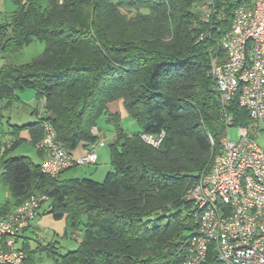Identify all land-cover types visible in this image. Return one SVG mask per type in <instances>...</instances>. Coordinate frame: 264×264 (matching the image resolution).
I'll list each match as a JSON object with an SVG mask.
<instances>
[{
	"label": "trees",
	"instance_id": "1",
	"mask_svg": "<svg viewBox=\"0 0 264 264\" xmlns=\"http://www.w3.org/2000/svg\"><path fill=\"white\" fill-rule=\"evenodd\" d=\"M244 2L216 0L207 12L206 0H49L45 7L42 0H16L0 23V52L34 39L45 43L30 62L0 67V103L13 104L26 88L42 101L38 120L17 131L28 128L37 147L51 124L72 153L104 139L93 131L101 116L117 126L103 181L52 177L30 156L9 155L20 137L1 156V180L13 200L4 211L43 192L46 213L66 217L72 235L83 226L79 246L65 254L38 239L33 247L19 234L26 264L42 250L54 264H178L189 255L198 225L186 193L222 148L223 110L234 125L252 122L237 98L222 102L211 73L213 59L224 56L219 41ZM118 99L140 133L126 132L110 111ZM259 127L264 130V121ZM162 132L158 147L142 138ZM202 264H224L214 243Z\"/></svg>",
	"mask_w": 264,
	"mask_h": 264
},
{
	"label": "built area",
	"instance_id": "2",
	"mask_svg": "<svg viewBox=\"0 0 264 264\" xmlns=\"http://www.w3.org/2000/svg\"><path fill=\"white\" fill-rule=\"evenodd\" d=\"M215 2L206 0L204 9L211 11ZM219 44L224 56L213 59L211 73L221 100L228 104L237 98L252 122L238 126V139L233 140L229 130L234 116L223 110L227 131L222 148L186 193L198 226L189 255L178 264H202L212 243L224 264H264V144L249 131L264 121V0L240 4ZM45 127L37 147L43 153L41 169L52 177L70 167L94 163L96 146L104 144L100 139L84 156L75 157L57 142L54 127ZM163 136L164 132L158 138L148 134L142 138L158 147ZM48 199L47 194L36 192L11 210L4 211L0 205V264H26L27 253L18 235L32 227Z\"/></svg>",
	"mask_w": 264,
	"mask_h": 264
},
{
	"label": "rangeland",
	"instance_id": "3",
	"mask_svg": "<svg viewBox=\"0 0 264 264\" xmlns=\"http://www.w3.org/2000/svg\"><path fill=\"white\" fill-rule=\"evenodd\" d=\"M49 0H42L43 6L48 5ZM17 3L16 0H0V23L6 22L9 18V16L16 10ZM45 49V43L39 39H34L31 43L25 45L24 47L18 49L17 51H11V52H0V67L4 65L5 63H14V64H24L27 62H30L35 57L39 56L43 53ZM25 91L30 92L33 94L34 103L33 105L38 106L40 109L42 107V101H39L36 99V90L34 88H26L23 90H19V96L22 94L24 95ZM23 97V96H22ZM31 104V103H30ZM32 106V104H31ZM25 104L20 101H15L12 106L10 107H2L0 106V155L4 154L6 152V142H10L7 146L11 149V134L8 133L9 129H11L10 123H8V120L11 119L12 122H18L19 120H27V114L25 112ZM122 110H126L123 107H121ZM29 109V108H28ZM32 115V114H30ZM96 129L98 131V134L104 137L105 144L104 145H97L98 152L100 151V156L98 159L97 164H87V165H76L72 168L67 169V173L64 174V178H69V176H86V177H92V172H94L97 168H99L100 173L95 175V180L97 181H103L107 175V172L111 169L110 161L108 162L109 169H105V163L103 156L110 153V143L114 141L116 136V130L117 126L114 121H110L106 115L101 116L97 121ZM120 126L128 133L130 134H136L141 132V125L129 114L126 116H123L120 121ZM100 130V131H99ZM238 131L239 127L237 125H233L230 127V136L233 140L238 139ZM250 134L255 136L256 140L260 144H264V130L259 127L256 129H250ZM256 131V132H255ZM258 133V134H257ZM37 148V147H36ZM36 148L29 142L25 141L21 144L17 145V147H14L12 150H10L9 155H26L30 156L32 158L36 157V155H33V151L36 152ZM216 154L214 152L212 154L211 161L213 159V156ZM102 155V156H101ZM1 157V156H0ZM104 157V158H105ZM110 158H108L109 160ZM107 170V171H106ZM0 171H1V158H0ZM70 172V174H69ZM77 174V175H76ZM98 177V179H97ZM0 186L4 190H8V186L6 184H3L0 180ZM4 194V193H2ZM48 204V203H47ZM52 215L53 221L50 223L44 224V227L41 225V229L37 232L38 233V240L43 244H56L59 246V253L65 254L70 250H74L79 246V243L81 241V238L83 236L82 228L83 226H80V229L77 231L80 233V236L74 237L72 235L71 231L67 228L66 225V217L63 218H55L53 214ZM68 230L69 235H65V231ZM29 233V236H35V232L31 230H27ZM35 237V238H36ZM2 239L0 237V248L2 247ZM22 242V241H21ZM21 242H19L21 244ZM38 242V241H37ZM36 242L32 241V246L36 247ZM54 259L47 254L46 251L42 250L35 253L34 256V264H54Z\"/></svg>",
	"mask_w": 264,
	"mask_h": 264
},
{
	"label": "crops",
	"instance_id": "4",
	"mask_svg": "<svg viewBox=\"0 0 264 264\" xmlns=\"http://www.w3.org/2000/svg\"><path fill=\"white\" fill-rule=\"evenodd\" d=\"M18 96H19V93H18ZM35 97H36V99H38L37 98V95H35ZM34 99L35 98L33 97V94L30 93V92H27V91H25L24 95L22 94L21 96H19V100H17V101L23 102L25 104V106H27V107H25L26 108L25 109V112L27 114V118H26L27 120H24V121L23 120H21V121L19 120L18 122H14V123L12 122L11 119L8 120V123H10V125H11V129H9V132L8 133H10L12 135L11 136L12 139H11V144L10 145L13 144V142H14V140H16V138H19L20 137L21 140H22L21 143L27 141V142L31 143L36 148V146L32 142V135H31V132H30V130L28 128H21L19 131H17L18 127L23 126V125H26V124L31 123V122H35V121L38 120V116L36 115V110L38 109V106H36V105L34 106L33 105V103L35 102ZM30 103L32 104V106H31ZM12 105L13 104H8L6 102H1L0 103V106H2V107H10ZM121 107H123L125 109V105H124V100L123 99H118L115 102H112V103L109 104L110 111L113 114L119 116L120 119H122L123 116H126V115L129 114L127 110L124 111V110H122ZM30 114H32V115H30ZM100 135H101V131H100ZM9 143H10L9 141L6 142L7 145ZM7 145L5 146L6 147V150L9 148ZM92 147H93V145L91 143L90 144L83 143V144H80L76 149H74L72 151V153H73V155L75 157H82ZM96 151H97V157H96L95 162L92 163V164H97L98 163V159H99V156H100V151L98 152V147L96 148ZM33 155H36V157H34V158L30 157L33 160V162L36 163V164H41V162L43 160V154L36 148V152L33 151ZM0 156H2V154ZM104 157H105V155L103 156V159H104L103 161H104L105 165L107 164L105 166L107 168H105V169L108 170L109 169L108 162L110 161V159L108 160V158H110V153L108 154V152H107L106 157L105 158ZM99 168H97L94 172H92V177H94V179H95V175L96 174L98 175L100 173ZM1 171H0V180H1ZM67 172L68 171H66V170L63 171L60 174V177L64 179V174L67 173ZM69 174H70V172H69ZM75 177H80V176H69V178H75ZM97 179H98V177H97ZM2 193H4V194H2ZM7 202H13L12 197H11V194H10V191H9V188H8V190L7 189L4 190L0 186V205H1V207L3 208L4 205ZM47 207H48L47 202H45L44 205L41 207V210H40L39 215L34 219L33 224H32V227L29 229L32 232L33 231L35 232L34 233L35 236H29V233L28 232L25 233V236H27V237L30 238V243L31 244H32V241L37 243V239H38V237H36V236H38V233L37 232L42 227H44V224L50 223V222L53 221L52 215H50V214H48V213L45 212V210H46ZM73 235H74V237H78V236H80V233L79 232H75ZM81 240H82V238H81Z\"/></svg>",
	"mask_w": 264,
	"mask_h": 264
}]
</instances>
